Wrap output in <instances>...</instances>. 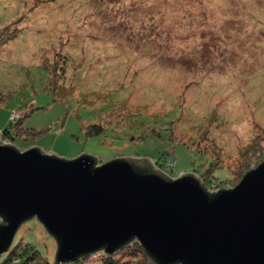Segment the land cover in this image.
Listing matches in <instances>:
<instances>
[{
	"label": "rangeland",
	"instance_id": "obj_1",
	"mask_svg": "<svg viewBox=\"0 0 264 264\" xmlns=\"http://www.w3.org/2000/svg\"><path fill=\"white\" fill-rule=\"evenodd\" d=\"M13 120L21 150L167 158L231 188L264 160V0H0V140ZM17 243L55 261L36 217Z\"/></svg>",
	"mask_w": 264,
	"mask_h": 264
},
{
	"label": "water",
	"instance_id": "obj_2",
	"mask_svg": "<svg viewBox=\"0 0 264 264\" xmlns=\"http://www.w3.org/2000/svg\"><path fill=\"white\" fill-rule=\"evenodd\" d=\"M33 217L56 239L58 264L134 240L154 264H264V160L210 190L148 157L98 163L0 140V259Z\"/></svg>",
	"mask_w": 264,
	"mask_h": 264
},
{
	"label": "trees",
	"instance_id": "obj_3",
	"mask_svg": "<svg viewBox=\"0 0 264 264\" xmlns=\"http://www.w3.org/2000/svg\"><path fill=\"white\" fill-rule=\"evenodd\" d=\"M13 122H14V120L10 122L9 126L5 127L2 130V135L4 136V138L6 140L12 142L15 145L16 144L15 143V141H16L15 135L12 132V126L14 125ZM86 128H87V132H86L87 135L100 134L105 130L101 127V124H99V123L91 124V125L87 126ZM168 158H170L171 161L176 159L174 157V155H171V154H169ZM166 160H167V158L164 159L163 161H161L159 159L155 160L154 161L156 164L155 167H160L162 169H165V167L167 166V164L165 162ZM175 166H176V164H175ZM175 166H173L172 169H174ZM206 173H208V171ZM204 175L205 174L199 175L201 177L203 183L206 186L208 185V187L211 189L216 188L217 186L215 184V181H213L212 179L206 180ZM207 182H208V184H207ZM122 249L128 250V252H127L129 254L128 259H126V260L116 259L115 255H109L110 260L105 259L104 264H133V262H135V260L137 261V264H153L152 261H150L148 254L145 252L143 247L136 240L125 245L124 247H122ZM127 253H125V254L128 256ZM40 259H42V260L38 261ZM79 261L67 262L64 264H78L77 262H79ZM0 264H58V263L49 261L46 256H44L39 250L35 249L34 246H32V245L25 244L23 246H20L19 243H17L15 246L11 247L9 249V251L5 252V254L3 253V255L1 256V259H0Z\"/></svg>",
	"mask_w": 264,
	"mask_h": 264
}]
</instances>
